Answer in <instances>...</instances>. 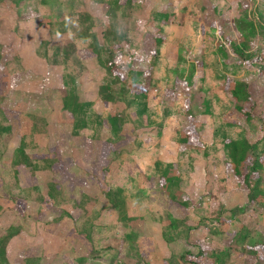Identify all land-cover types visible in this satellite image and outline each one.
<instances>
[{"label":"rangeland","instance_id":"rangeland-1","mask_svg":"<svg viewBox=\"0 0 264 264\" xmlns=\"http://www.w3.org/2000/svg\"><path fill=\"white\" fill-rule=\"evenodd\" d=\"M207 1L264 51V0L243 13V0ZM206 12L201 0H0V264H264V183L251 203L227 175L223 141L244 129L220 90L227 78L263 85V67L220 58ZM159 33L147 55L145 36ZM117 53L121 71L136 59L155 88L201 90L204 148L179 152L185 97L133 92L135 73L124 82L103 68ZM173 164L182 212L150 187ZM200 244L214 254L182 258Z\"/></svg>","mask_w":264,"mask_h":264},{"label":"trees","instance_id":"trees-1","mask_svg":"<svg viewBox=\"0 0 264 264\" xmlns=\"http://www.w3.org/2000/svg\"><path fill=\"white\" fill-rule=\"evenodd\" d=\"M201 3L203 6L207 7L203 24L206 27H212L216 30V52L220 55V58L224 61L231 62L233 59L235 60L234 55H236L239 57L237 58L238 62L247 67H253L255 64L261 65V67H263L261 73H264V51L255 54L253 52L254 46L251 42L247 43V41L235 39L232 35L235 28L219 17H216L214 7H212L207 0H201ZM241 6L242 13L249 8L246 0L241 2ZM246 15H248V13H246ZM39 21L45 25L51 24L49 20H44L41 17ZM161 21L162 25L172 24L173 15L171 11L167 10V12L163 14ZM249 26L252 36L258 38L256 33L258 25L255 21L252 19L249 20ZM164 41L165 35H162V33L156 36L151 34L146 35V54L152 55L157 52L158 47ZM121 56L122 53H117L116 56L112 55L106 65L103 64V68L105 67L107 73L115 80H123L124 82L129 74L135 73L136 79H134L132 91L138 95L144 96L147 95L149 91L156 89L160 97V102H162L161 97H166L167 100H173V98H176L177 94L180 96L183 95L185 97V109L184 113L179 117V152H185L191 148L195 150L204 148L195 130L196 118L204 105V98L201 90L198 89L193 91V89L187 86L188 83L182 81V79L176 80L174 84L175 87L155 88L152 84L150 70H148V68L140 69L136 67L137 63L135 64L134 61L138 60L132 59L134 61H131L130 64L121 71L118 65V60ZM190 62H192V60ZM192 64V68L196 67V65H201L199 61H193ZM191 77L190 75L188 79ZM220 90L229 98L231 103L230 113L236 116L238 126L244 129V136L241 139L234 141L226 139L223 141V146L227 150L230 159L229 162L225 163V169L230 179L238 182L244 190L248 191L247 199L249 202L257 203L262 194L260 184L264 183V148L257 151V145L264 140V83L263 85H257L250 80L227 78L220 86ZM67 100V105L73 107L72 109L75 110L76 107L79 106L75 100H70L69 98H67ZM252 122L255 123V128L249 126ZM179 183L180 173L178 166L177 164H173L170 169L165 170L160 177L155 178L150 187L153 188L156 186L154 192L164 193L170 200L171 209H179L182 212L186 209L188 199L181 193ZM176 218L175 216H170L171 222H179ZM129 239H131V237H129ZM203 247L204 246L200 244L201 250L195 253L196 255L188 251L184 252L182 258L183 255V259H186L190 255L196 258H210L214 252L210 251L207 246Z\"/></svg>","mask_w":264,"mask_h":264}]
</instances>
